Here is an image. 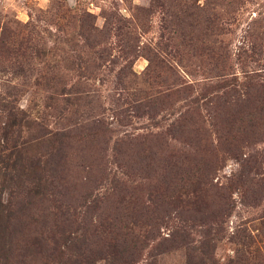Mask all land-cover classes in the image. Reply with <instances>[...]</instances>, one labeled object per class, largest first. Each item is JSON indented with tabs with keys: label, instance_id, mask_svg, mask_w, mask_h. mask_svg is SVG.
Segmentation results:
<instances>
[{
	"label": "rangeland",
	"instance_id": "374dc122",
	"mask_svg": "<svg viewBox=\"0 0 264 264\" xmlns=\"http://www.w3.org/2000/svg\"><path fill=\"white\" fill-rule=\"evenodd\" d=\"M0 192V264H264V0H0Z\"/></svg>",
	"mask_w": 264,
	"mask_h": 264
},
{
	"label": "trees",
	"instance_id": "16d2710c",
	"mask_svg": "<svg viewBox=\"0 0 264 264\" xmlns=\"http://www.w3.org/2000/svg\"><path fill=\"white\" fill-rule=\"evenodd\" d=\"M38 176L37 171L30 169V180L31 178ZM32 183V182H31ZM39 193V192H37ZM36 191H31L30 195L33 197ZM50 201V200H49ZM36 202L31 203L30 205L35 206ZM15 201H3V195L0 192V247L6 251L2 256L8 258V253L11 251V246L14 242V221L18 215H21L26 210L24 207L21 210L16 208ZM52 259V258H51ZM48 260V259H47ZM55 261H49V264H54Z\"/></svg>",
	"mask_w": 264,
	"mask_h": 264
}]
</instances>
